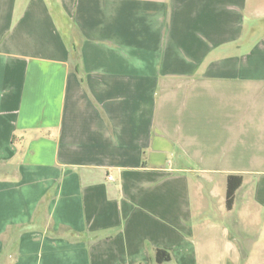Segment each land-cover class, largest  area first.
<instances>
[{
  "label": "crops",
  "instance_id": "0c3cea01",
  "mask_svg": "<svg viewBox=\"0 0 264 264\" xmlns=\"http://www.w3.org/2000/svg\"><path fill=\"white\" fill-rule=\"evenodd\" d=\"M262 19L0 0V264H264Z\"/></svg>",
  "mask_w": 264,
  "mask_h": 264
},
{
  "label": "trees",
  "instance_id": "16d2710c",
  "mask_svg": "<svg viewBox=\"0 0 264 264\" xmlns=\"http://www.w3.org/2000/svg\"><path fill=\"white\" fill-rule=\"evenodd\" d=\"M242 185V178L240 176H229L226 194V207L231 210L234 206L235 195ZM171 261V256L168 252L158 250L156 253V262L158 264L168 263Z\"/></svg>",
  "mask_w": 264,
  "mask_h": 264
},
{
  "label": "rangeland",
  "instance_id": "374dc122",
  "mask_svg": "<svg viewBox=\"0 0 264 264\" xmlns=\"http://www.w3.org/2000/svg\"><path fill=\"white\" fill-rule=\"evenodd\" d=\"M262 20H264V19H262ZM263 25H264V23H262L261 21L259 22V26H261L262 28H264L263 27ZM207 178V177H206ZM210 177H208V179H209ZM194 179H192V181H193ZM222 199V198H221ZM220 202V198L219 199H216V200H214V202L212 201V202H210L209 204H208V209L206 210V212L208 213V218H213V217H215V216H218V213H217V207H218V203ZM215 205L217 206V207H215ZM207 218V217H206ZM207 218V219H208Z\"/></svg>",
  "mask_w": 264,
  "mask_h": 264
}]
</instances>
